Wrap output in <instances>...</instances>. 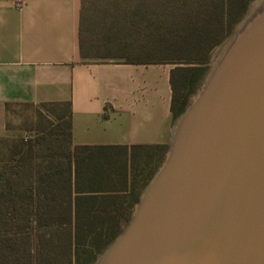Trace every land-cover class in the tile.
I'll use <instances>...</instances> for the list:
<instances>
[{"label":"trees","instance_id":"obj_1","mask_svg":"<svg viewBox=\"0 0 264 264\" xmlns=\"http://www.w3.org/2000/svg\"><path fill=\"white\" fill-rule=\"evenodd\" d=\"M253 1L131 0L123 9L118 0L95 18H119L112 40L127 62L175 65L178 118ZM84 37L81 29L86 54ZM15 105L35 108L37 120L31 132L0 137V264H94L132 219L120 208L140 201L161 159L142 145H75L69 102H8L7 128Z\"/></svg>","mask_w":264,"mask_h":264},{"label":"water","instance_id":"obj_2","mask_svg":"<svg viewBox=\"0 0 264 264\" xmlns=\"http://www.w3.org/2000/svg\"><path fill=\"white\" fill-rule=\"evenodd\" d=\"M95 264H264V0L223 44Z\"/></svg>","mask_w":264,"mask_h":264},{"label":"crops","instance_id":"obj_3","mask_svg":"<svg viewBox=\"0 0 264 264\" xmlns=\"http://www.w3.org/2000/svg\"><path fill=\"white\" fill-rule=\"evenodd\" d=\"M114 1L0 0V137L24 134L7 128L6 103L69 102L75 145L169 150L175 65L119 57V18H95Z\"/></svg>","mask_w":264,"mask_h":264},{"label":"rangeland","instance_id":"obj_4","mask_svg":"<svg viewBox=\"0 0 264 264\" xmlns=\"http://www.w3.org/2000/svg\"><path fill=\"white\" fill-rule=\"evenodd\" d=\"M121 8H123V9L131 8V0H121ZM221 48L222 47H220V49H218L216 51V53H215V55H214V57H213V59L211 61V64L205 70L201 86H202V84H203V82H204V80H205V78H206V76H207L212 64H213V61L215 60V58L219 54ZM201 86L199 87V89L201 88ZM198 90H197V92H198ZM197 92L195 94H197ZM195 94H193L190 97L189 105H190V103L192 101V98H193V96ZM36 120H37V117H36V109L35 108L29 107V106H24V105H22V106L15 105V106L12 107V109L10 111V115L8 117V122H9V124L11 126L9 129L15 130L16 132H22V133L31 132L32 130H29V129H31L32 126L34 125V123H36L35 122ZM168 151L167 152H162V151L153 152L154 157L152 158V160L156 161L158 159H161V162L159 163V166L157 167V170L153 174V176L148 179V182L145 185V187L138 188L137 191L139 193L140 199H141V196L143 195L146 187L148 186L150 181L153 179V177L155 176V174L157 173V171L159 170V168L162 166L163 162L165 161V158L167 156ZM152 160H150V161L153 162ZM142 161H144V160H142ZM145 168H146V170H145L146 174H144V178L147 176L148 170H150L149 166H147ZM138 203H133V204H131V206L128 205V204H125L123 207L120 208V211L124 212V213L131 212V215H132V218H133V215H134V212L136 210V207H137ZM130 222H128V221H124L123 222V229L124 230L127 228V226L129 225ZM95 262H94V264H95Z\"/></svg>","mask_w":264,"mask_h":264},{"label":"built area","instance_id":"obj_5","mask_svg":"<svg viewBox=\"0 0 264 264\" xmlns=\"http://www.w3.org/2000/svg\"><path fill=\"white\" fill-rule=\"evenodd\" d=\"M18 4H21V2H17Z\"/></svg>","mask_w":264,"mask_h":264}]
</instances>
